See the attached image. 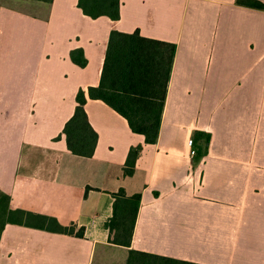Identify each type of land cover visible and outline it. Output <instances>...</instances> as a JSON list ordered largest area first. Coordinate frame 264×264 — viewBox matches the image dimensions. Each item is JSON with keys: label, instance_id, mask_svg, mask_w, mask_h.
<instances>
[{"label": "crops", "instance_id": "1", "mask_svg": "<svg viewBox=\"0 0 264 264\" xmlns=\"http://www.w3.org/2000/svg\"><path fill=\"white\" fill-rule=\"evenodd\" d=\"M77 3L0 0V193L12 211L83 229L77 237L34 219L6 224L0 264H126L131 250L264 264V11L237 0H119L112 21L85 16ZM111 31L175 46L154 144L87 95ZM79 90L97 134L91 157L72 154L62 133ZM120 189L140 195L129 247L111 244L105 228Z\"/></svg>", "mask_w": 264, "mask_h": 264}, {"label": "trees", "instance_id": "2", "mask_svg": "<svg viewBox=\"0 0 264 264\" xmlns=\"http://www.w3.org/2000/svg\"><path fill=\"white\" fill-rule=\"evenodd\" d=\"M37 1L50 3L52 0ZM237 4L264 11V4L257 0H237ZM77 7L91 19L101 16L112 21L119 19V0H78ZM174 54V45L142 38L138 31L132 34L111 31L100 82L96 88L89 87L87 95L90 99L102 101L122 116L130 130L142 135L146 144H154L158 137ZM70 57L79 67L85 66L84 59L77 57L76 52H72ZM75 101L74 113L65 124L62 133L72 154L91 157L97 142V134L88 123L84 111L86 99L82 90L77 92ZM203 143L206 148L209 135L203 137ZM140 151L141 147L129 150L123 167L124 176L133 175ZM204 153L205 149L201 150L200 155ZM112 197L114 200L112 217L105 223V228L109 232V242L129 247L140 195L127 197L120 189L112 194ZM30 219L36 220L38 228L51 233L83 236V229L74 233V226L62 227L53 218L10 210L8 197L0 193V234L6 224L28 225ZM126 264L193 263L131 250L128 252Z\"/></svg>", "mask_w": 264, "mask_h": 264}, {"label": "built area", "instance_id": "3", "mask_svg": "<svg viewBox=\"0 0 264 264\" xmlns=\"http://www.w3.org/2000/svg\"><path fill=\"white\" fill-rule=\"evenodd\" d=\"M188 144H189V147L191 148V146H192V140H189L188 141ZM194 156H195V151L192 150V149H190V151H189V158H192Z\"/></svg>", "mask_w": 264, "mask_h": 264}, {"label": "rangeland", "instance_id": "4", "mask_svg": "<svg viewBox=\"0 0 264 264\" xmlns=\"http://www.w3.org/2000/svg\"><path fill=\"white\" fill-rule=\"evenodd\" d=\"M192 149V148H191ZM193 150V149H192ZM195 151V150H194ZM195 155H196V151H195ZM193 158V157H192ZM192 158H190V159H192Z\"/></svg>", "mask_w": 264, "mask_h": 264}]
</instances>
